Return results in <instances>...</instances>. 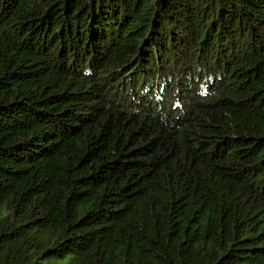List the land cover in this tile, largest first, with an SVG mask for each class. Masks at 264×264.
<instances>
[{"label":"trees","instance_id":"16d2710c","mask_svg":"<svg viewBox=\"0 0 264 264\" xmlns=\"http://www.w3.org/2000/svg\"><path fill=\"white\" fill-rule=\"evenodd\" d=\"M0 264H264V0H0Z\"/></svg>","mask_w":264,"mask_h":264}]
</instances>
